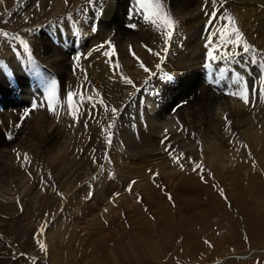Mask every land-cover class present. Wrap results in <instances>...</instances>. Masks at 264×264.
<instances>
[{"label":"bare ground","instance_id":"bare-ground-1","mask_svg":"<svg viewBox=\"0 0 264 264\" xmlns=\"http://www.w3.org/2000/svg\"><path fill=\"white\" fill-rule=\"evenodd\" d=\"M16 1L12 10L2 11L4 6L10 7ZM124 1L126 0H99V10L89 8L85 0H69L67 5L64 4V0H4V3L0 4V23L9 29L7 31L0 28V31H7L10 35L19 34L22 38L27 39L32 47L34 63L28 62L26 54H22L17 63V56L8 46V42L4 38H1L2 42H0V62L4 65L3 61H6L10 69L14 73L17 72L16 76L25 89L28 88L26 81L34 77L37 78L36 85L41 92L46 91L48 82L56 80L62 88L59 98L62 102L60 104H63L68 91L83 90L86 98L89 94L87 89L94 88L100 91L106 104L121 110L114 128L111 130L114 135L112 144L108 147L104 133L101 131V125H106L108 121L105 120L106 114L99 103L95 110L91 109V104H83L80 107L79 123L76 124L68 115L67 104H65L58 115H53L47 110L43 111L44 114L33 112L37 116L42 113V116L35 118L33 122L24 120L20 128L14 127L16 123H20V118L17 121V114L14 113L16 111L13 109L9 111L4 107L8 106V103L2 104L3 111L9 113H5V118L0 122V222L4 225L2 233L12 236L11 238L15 242L19 237L23 239L26 237L20 231L21 228L29 230L23 219H17L20 205L24 209L23 214L26 215L46 204L43 202L46 199L43 194L38 198L39 201L37 200L38 190H44L45 195L49 198H51V192L56 194V191L63 193L65 197L77 192V198L82 193L81 200L73 198L76 202H83L85 197L90 194L91 201L89 203L93 207L90 216H93V221L104 220L109 214H115L121 218L124 208L129 210L131 207L134 209L130 211L131 214L136 213L135 217L141 214L143 216L146 205L149 210L155 205V195H159L158 198L162 199L163 196L165 197V194L162 195L164 191L173 192L175 193L173 194L175 206L172 203L163 207L159 206V214L156 215L169 220L175 215V209L179 210L180 207L187 209L188 205L193 207L197 203L205 201L206 196L210 195L205 188H209L211 182L208 181L209 184L200 183L199 177L191 170L192 165L189 160L202 162L205 170L211 171L215 175L225 170L224 166L228 165L232 168L227 172V175L231 176L230 181L233 180L231 183L241 185L242 174L249 172L248 168L250 167L247 164L251 161L252 167L255 162L254 160L252 162L251 159L264 155L260 151L264 149V96L256 92L264 87L261 84V79H264V56L257 55L253 62L248 55L242 54L240 62H221L214 65L211 72L216 73L210 72L208 76L204 73L203 67L207 52L204 47L205 37L208 35L206 24L209 18L203 10L204 0H167L174 18L179 22L178 34L174 38L165 64L162 65L163 72L148 79L147 75L139 69L137 60L129 52V46L131 45L132 51L141 60L155 70L157 59L152 57L142 45L159 51L162 40L155 31L143 24L138 14L131 21L137 24V29L126 27V24L129 23L126 17L130 4L124 9ZM225 7L236 16L238 26L248 42L264 52V0H227ZM121 9L123 10L122 15L119 13ZM208 11H211L210 7ZM102 14L103 22L101 23ZM67 21L68 36L60 32L62 25ZM93 23L99 25V30L95 33L90 31V26ZM220 23L219 21L214 22L215 27H220ZM56 25L61 27L60 30L57 29V32L54 30ZM73 26L77 29L81 40L80 48L73 47L74 43H71L67 49L61 50L55 41L60 40L63 44L67 43V40L74 41L75 39L72 38L74 37V35L72 36ZM29 28L33 29L31 33L26 31ZM53 35L55 38L52 37ZM107 39H111L115 45L116 56L112 57V60H119L118 71L136 83L141 82V86L137 83L141 92H135L132 89L127 93L129 86L120 82L118 76L110 79L112 69L109 64L105 63L107 57L100 53L93 52L90 58H82L81 68H74V57L77 54L88 53ZM68 44L66 45L68 46ZM220 68H225L227 71L221 75L218 70ZM85 72L87 81L84 79ZM165 74L171 79H165ZM237 75L248 83L250 90L256 92V94L250 95L251 105L254 106L245 105L240 99L226 95L229 91L237 90L238 86L234 83ZM201 77L203 78L200 79ZM208 78L211 79L212 84L206 82ZM150 85V88L144 90L147 88L146 86ZM211 88H215L216 92L212 93ZM6 90L7 86L0 92L6 96L8 94ZM120 91L123 94L116 95ZM130 93L134 94L129 95ZM165 94L174 96L168 103L172 108L173 103L177 104V109L167 111ZM41 100L40 102L44 101ZM141 100L145 110L143 107H139L140 104L138 106L135 104L136 106L133 107L135 101ZM142 109L145 113H151V116L148 117L144 115L145 113H140L139 111ZM17 111L19 112V110ZM225 114L231 121L230 132L225 131L226 124L223 119ZM43 116L46 120L44 126L41 124ZM86 120L87 128L84 127ZM177 121L180 123L177 124ZM70 125L73 126L70 127ZM181 126L186 131L181 130ZM166 130L167 140H165ZM9 131L13 133V139L10 141L6 139V133ZM197 140L200 141L199 144H197ZM164 144H169L171 148L175 149L173 154H183L181 163L191 173L178 175L181 168L175 165L168 152H165ZM243 145H247V147L245 148ZM13 151L14 154L19 152L21 155L27 152L30 164L27 166H22L21 162L11 166L4 164L2 159L8 157V153L11 155ZM15 156H12L13 160ZM93 157L99 162V166L92 162ZM14 161L17 163L16 160ZM257 162L259 164L258 158ZM260 169L264 174V165ZM24 171L28 176V181H31L28 183H32L28 187L21 183L23 180L20 175H24ZM155 172L159 173L155 178L156 183L161 185L164 191L153 184L151 174ZM49 174H51V179H49ZM259 177L248 179L257 185V182L261 183V177ZM136 179L134 187H139L140 193L144 195L143 202L139 204L136 203L135 192L130 196L124 194L129 183ZM215 180L217 179L215 178ZM11 185L17 187L20 195L25 194L24 203L16 206L15 198L13 202L11 197L15 191L11 190L13 191L11 192L8 188ZM53 185L56 187V191H53ZM24 187L29 191H25ZM11 193L13 194L11 195ZM201 195L203 198L199 197ZM229 195L231 194L229 193ZM57 196L55 197L57 198ZM243 207L242 202L239 209L240 214L244 211ZM93 212L95 214L92 215ZM247 214L250 212L248 211ZM65 220L67 221L69 218L66 217ZM238 220L249 236L256 234L263 226H259L261 220L255 213L252 219L240 217ZM55 221L53 226L46 227L45 233L41 236L47 239L45 241L50 248L48 251H50L51 258H47L49 262L54 261L55 258H62V252L68 253L75 248L78 249L76 238H70L71 241L68 243L65 241V234H62L65 223L59 220V226L63 231L58 232L57 225L59 223L57 224ZM38 224H34L36 230H38ZM136 224L139 225L138 222ZM73 231H75L74 228ZM28 233L31 235L30 231ZM74 234L76 233L73 232ZM90 234L92 233L90 232ZM257 239L250 237L253 247L257 242H260ZM3 241L0 239V264L6 262H4L6 256ZM196 248L201 250L198 244L193 247L195 250ZM80 251H82L81 257L89 259V262L94 260L93 263L97 261L96 264L98 262V264L100 262L103 264L116 263V259H112L113 256H106V251L96 254L91 250L89 255L81 248ZM194 251L191 258L197 261ZM253 254L256 255V253ZM12 257L17 258L13 254ZM257 257L259 256L257 255ZM12 264H20L19 257Z\"/></svg>","mask_w":264,"mask_h":264},{"label":"rangeland","instance_id":"rangeland-1","mask_svg":"<svg viewBox=\"0 0 264 264\" xmlns=\"http://www.w3.org/2000/svg\"><path fill=\"white\" fill-rule=\"evenodd\" d=\"M16 3L17 1L15 2V4H12V6L10 7L6 6L7 9H5L6 7L4 6L5 8L3 7L4 9L2 8V11L4 10L7 12L8 10H12L13 7L16 5ZM129 4H130V0L124 1V9ZM119 13L120 15H122L123 10L121 9ZM68 21L62 25V29L61 27L59 28V26L56 25V28L54 30H56L57 32V29L59 30L61 29L60 32L65 33V35L68 36L67 35L68 34L67 32L68 31L67 30ZM0 28L1 30L3 29L4 30L6 29L7 31L9 30L8 28H5L3 24L1 23H0ZM74 33H76V35H74ZM73 35L74 37L72 38L75 39L74 41L67 40V43H64L62 46L58 45L61 47V50L67 49L71 43H74L73 47L76 46L80 48L81 40L77 33V29L74 28V26H73L72 36ZM52 37L55 38L54 35ZM68 41H69V44H68ZM0 42H2L1 38H0ZM14 44H15L14 46H17L18 43L16 42ZM66 44H68V46ZM68 52L69 53L71 52L70 49ZM8 59H11V58H8ZM263 61H264V57H263ZM3 62H4V65L9 66L6 61H3ZM8 68L10 69V66ZM211 73L215 74L216 72H211ZM15 74L17 75L16 71H15ZM0 76H1L0 78V91H1L5 86H7V83L4 79V76L3 75H0ZM202 78L203 77H201L200 79ZM26 82H27L26 85H28V88L25 89L24 86L20 84L19 85L20 92L17 96H14L15 94L12 93V89H8V87H7L8 91L6 90V93L8 94H6V96H4L0 92L1 107H3L2 104L4 105L5 103H8V106H4V107L9 109V111L13 109L17 112V113L14 112L15 115L17 114V118H18L17 121L19 120V118H21L23 113L29 109L27 103H28V99L30 95L32 97V101L38 102L39 99L42 98L45 93L44 91L41 92V90L36 85V82H37L36 77ZM206 82L207 83L209 82V84H212L210 78H208ZM137 83H136L137 86L138 84L139 86H141V82H139L138 84ZM31 84L33 85L34 88L32 87ZM58 87L60 89L57 92L59 94H57L58 99L55 105L57 115H58V112L61 111L62 107L66 104V101H64L63 104H60L62 102L59 96H60V92L62 88H61V85H58ZM146 87L147 88L144 87L145 88L144 90L150 88L151 85L146 86ZM210 90L212 93L216 92L215 88H211ZM130 91H132V88L129 86L127 89V93H129ZM120 93L123 94V92L120 91L116 95H121ZM171 97H174V96L173 95L168 96L165 94V98H166L165 105L167 106V111H169L170 109H171L170 111H172L173 109L175 110L178 107V105L177 104L174 105L173 102H172L173 108L169 105L168 102L170 101ZM8 98H9V101H8ZM42 99L45 101V98H42ZM44 101L40 103L43 105L45 103ZM133 104H134L133 107L136 105L138 106L140 104L139 107H143V109L145 110V106L142 100L135 101ZM143 109L140 110L139 112L145 113ZM17 110H19V112ZM45 110H47V108L45 109V106H42L35 112H42L44 114L43 111ZM2 112L3 113L0 112V122L2 119L5 118L4 114L6 112L4 111ZM42 113H39V116L40 115L42 116ZM32 114L30 115V117L24 120L25 121L31 120V122H33L35 118H39V116H37L35 113H34L35 116H33L34 114L33 115ZM144 115L150 117L151 113L148 112V113H145ZM22 122L20 120V123ZM44 123H46V120L44 119V116H43V118L41 119V124L44 126ZM260 151L264 153V149H261ZM14 153L15 152L13 151L11 155L12 156L16 155ZM24 153H27V152H24ZM8 155L10 157L8 156L2 159L4 164H7L9 166L17 165L20 162L22 164L23 155L20 156L21 160L19 159V161H18L17 155L15 156L14 160H16L17 163H15V161L12 159L13 157L9 153ZM257 158L259 160V164L257 162ZM251 160L252 162L254 160L255 165H253L252 163L253 166L251 167V161L247 164L251 169L248 168L249 172L246 171L247 173H243L245 176L242 174L243 182L241 185L239 183L237 184L231 183L233 180L230 181L231 176L227 175V172H229L232 168L229 167L228 165L224 166L226 169L223 171H220L217 175H215L211 171H206L207 173H211V175H206V179L209 182H211V186L209 188L208 187L205 188V190L208 191V194H210L206 196V199L208 201L204 199L205 201H202L194 205L193 206L194 208L188 205L187 209L182 208V207H180L179 210L175 209V213H174L175 215L173 216L172 219L170 218L169 220H166L162 218L161 216H156L159 214L158 212L159 206L163 207L171 203L168 201L166 196L165 197L163 196L162 199H160L158 198L159 195H155L154 196L155 205H153L152 209L150 210L148 209V211H144L143 216L141 214L140 216L135 217L136 213L131 214L130 212L134 210L133 207H131L129 208V210L124 208V211L121 212L123 214L121 218L116 216L115 214H109L107 218H105L104 220L102 219L101 221H93L92 220L93 216H90L91 210H92L91 208H93L90 206L91 203H89L91 201L90 194H88L85 197L83 202H76L74 201L75 199L73 198L76 197V199L81 200L82 193L79 194L78 198H77V195H76L77 192H76L75 194L71 196H67V197L63 195L64 198L62 199L60 196H57V194H53L51 192V198H49L48 196L45 195L44 190H41V191L38 190L37 200L39 201L38 198L44 195L46 198L43 201V202H46L45 206H41L38 210L36 211L33 210L32 211L33 213H29L25 215L23 214V211L22 212L20 211V208L22 207V205L20 204H22V202L24 203L25 194L22 193L23 195L22 194L20 195L18 192L19 190L16 189L17 187H14V185H11L8 188L10 189V191L11 190L15 191V192L11 191L14 193V194L11 193V195L13 194L11 198L13 199V202L15 201L14 198L16 199L15 201L16 206H18L17 199H19L20 201L19 205L21 206L19 207V215L17 219H23L25 222V225L28 227L29 230H24L26 228H21L20 231L26 237L25 239L19 237L17 242H15L14 239L11 238L12 236L2 233L1 230H3L2 228L4 227V225L0 222V234H1L0 239L4 240L3 246H4V254L6 256L4 259V262L6 261L5 264H12V262L15 261L19 257L20 264L21 263L22 264H33V261L31 258H33L34 256V258H36L35 264H96L97 261L93 263L94 260L89 262V259H84V257H81L82 255L81 253L82 251H80V248H81L88 255L91 253V250L93 253H96V254L97 253L99 254L100 251H106L107 253L106 256L109 257L111 255L113 256L112 259H116L115 264H264V234H263L264 231L261 232L262 230H264V193H263L264 186H262L264 185L263 184L264 174L262 170L260 169L262 165H264L263 164L264 155L257 156V157L255 156L254 159H251ZM256 163H257V166H256ZM184 170H187V171H184ZM184 170L180 169L179 170L180 172L178 171L179 172L178 175H186L188 173H191V171L190 172L188 171L189 169H187L186 166H184ZM257 174L261 177V183L258 184L257 182V185H255L249 179L250 177L252 178H254L255 176L259 177ZM20 178L21 180L24 181V182L21 181V183L26 185V187L32 185V183H28L31 181L30 180L28 181V176L25 175V171H24V175H20ZM215 178L217 180H215ZM220 178H223L224 180L221 179L222 180L221 181ZM135 181H137V179ZM256 181H257V178H256ZM213 184H216L220 188L224 189L227 200H225L219 195L218 190L212 187ZM127 188L128 187H126V189ZM23 189L27 192L29 191V189L25 187ZM126 189H125L124 194H127L130 196L132 195L133 192H135L134 193L135 196L136 194H139V196L142 197V200L144 199V195L140 193L141 189L139 187L135 188L133 185L132 186L133 191L131 194L128 191H126ZM229 193L231 195H229ZM163 194L164 193H162V195ZM170 194L173 197V194L175 193L171 192ZM53 195L57 196V198ZM199 197L203 198L202 195ZM242 202L244 206L243 207L244 211H242L240 214L239 209H240V204ZM145 207L147 208V205ZM248 211L250 212V214H247ZM254 213L260 217L261 221H260L259 226L261 227L263 225L262 226L263 228L262 227H261L262 229L259 228L261 231L258 230V232L255 230V232L257 233L251 234V236H249V234L244 230L243 226L241 225V222L238 219H240V217H246V218L252 219L254 218ZM93 214L95 213L93 212L92 215ZM66 217L69 218V220L66 221L65 220ZM152 217H156V218L153 220ZM59 220H62V222L65 223V224L63 223L64 232H62L63 230L61 226H59L60 225ZM46 221H47V225H46L47 228H49L50 226H53L54 221L57 224L59 223L57 225V231L62 232V234H65V236L64 235L63 236L65 237V241L67 243L71 241L70 238L71 239L76 238L75 242L76 243L78 242V243L77 244L75 243V244L79 250L75 248L73 249L72 252H68V253L62 252L61 253V255L63 256L62 258H55L54 261L49 262V259L47 258L48 257L51 258L50 251H48L47 253L41 252L38 245L35 243L33 239V234L37 232L34 224L39 223L38 224L39 227L37 226V229H39L40 226L43 225ZM145 221H146V224H145ZM134 222H135V225H133ZM136 222H138L139 225H137ZM73 228L75 231H73ZM29 231L31 232V235H29L28 233ZM72 231L76 233L74 235H77V233L78 235L74 236ZM90 232L92 234H90ZM258 234L259 236L261 235L263 237L261 236L259 237ZM103 237H106V238H103ZM245 237H247V240H245ZM250 237L252 238L255 237V239L258 238L257 240H259L261 244H259L260 242H257V244L259 245L255 244V246L253 247ZM41 240L47 243V241H45L47 240L46 238L41 237ZM80 241L81 243H79ZM205 241H209L212 247H209L208 244L205 243ZM86 244H89V245H86ZM196 244H198L201 247L200 248L201 250L197 248L196 250L193 249L194 245ZM46 246L47 248L49 247L48 243L46 244ZM8 248L10 249L8 250ZM48 250H50V248H48ZM193 251H194L195 258H197V261L196 260L194 261L191 258L193 256L192 255ZM14 252L15 253L17 252L18 254L17 253L15 254ZM11 253L13 254V256L16 255L17 258L12 257ZM19 253H26L28 256L24 257V256L19 255ZM253 253H256V255ZM249 254L251 255L250 257H249ZM257 255L259 257H257ZM100 264H103V263L100 262Z\"/></svg>","mask_w":264,"mask_h":264},{"label":"snow or ice","instance_id":"snow-or-ice-1","mask_svg":"<svg viewBox=\"0 0 264 264\" xmlns=\"http://www.w3.org/2000/svg\"><path fill=\"white\" fill-rule=\"evenodd\" d=\"M68 2L69 0H64L65 5H67ZM85 2L89 8H95L98 10L100 9L99 0H85ZM2 3H4V0H0V4ZM226 3L227 0H204L203 10L209 18L206 24V30L208 31V35L205 37L206 43L204 47L207 49V52L203 67L209 71L213 69L214 65H218L221 62H240V57L242 56V54L248 55L251 61L253 62L255 61L257 55L264 56V52H261V50L257 49L254 45L248 42L247 38L245 37V34L241 31L238 26L236 16L230 11H228L225 7ZM209 7L211 8V11H208ZM137 14L141 17L143 24L149 26L153 31H155L162 40V44L159 45V51L154 50L153 48L148 47L147 45H142L152 57H155L157 59V62L155 63V70H153L152 67H149L143 60H141L140 57L132 51L131 45L129 46V52H131L133 57L137 60L139 69H141L143 73L147 75L148 79H151L158 73L163 72L162 65L165 64L170 53V48L174 42V38L178 34L177 30L179 27V22L177 19L174 18V15L172 14L171 9L167 4V0H130V7L126 17L129 23L126 24V27L133 30L137 29V24L131 22L135 19ZM216 21L221 22L220 27L218 28H216L214 24V22ZM102 22L103 14L101 15V23ZM98 30L99 25H97L96 23H93L90 26L91 32L95 33ZM26 31L31 33L33 29L29 28ZM74 35H76V33H74ZM0 38H4L8 42V46L11 48L12 52L16 54V56L26 54L28 62L34 63L32 47L27 39L22 38L19 34L10 35L7 31H0ZM15 42H18L17 46H13ZM93 52L100 53L102 56L107 57L105 63L109 64L112 69V76L109 77L110 79H113L118 76L120 82L130 86L132 89L135 90V92H141V89L130 77L118 71V69L120 68V63L119 60H112V57L116 56V48L111 39H107L103 43H100L95 48L91 49L88 53L77 54L74 57V68H81V59L90 58ZM7 68V65H3L2 62H0V75H6ZM218 70L220 71L221 75H223L227 71V69L225 68H220ZM164 78L171 79V77H168L167 74H165ZM84 79L85 81H87L86 72ZM145 83H147V81H145ZM234 83L238 86L237 90L229 91L226 93V95L240 99L245 105H251L250 95L256 94V92H258L261 96H264V87H261L260 89L256 90V92H253L252 90H250L248 83L242 80L239 75H237ZM261 84L264 85V79H261ZM87 91L89 94L86 98L83 90L68 91L66 93L68 115L71 117L74 124L79 123L81 117L80 107L85 103H89L91 104V109L95 110L97 107V103H99L104 113L106 114L105 120L108 121L106 125H101V131L104 133L106 146L110 147L114 135L111 130L114 128L115 121L118 119L121 110L118 107L106 104L99 90L89 88L87 89ZM133 94L134 93H130L129 95ZM57 99L58 97L55 82H51L49 85H47V95L45 96V103L43 105L40 103L31 104V107L26 110L21 116V122L24 119L30 117L33 112H35L42 106H45L48 112L52 113L53 115H57L55 107ZM185 103H187V101H185ZM223 119L226 124L225 131L230 132L231 121L228 120L227 114L224 115ZM179 123L180 122L177 121V124ZM71 126L73 125H70V127ZM14 127L20 128L21 123H16ZM84 127H88L87 120L85 121ZM181 130L186 131V129H183L182 126ZM6 139H8L9 141L13 139V133L11 131L6 133ZM167 139L168 137L166 130L165 140ZM162 143L164 142L162 141ZM199 143L200 141L197 140V144ZM243 147L246 148L247 145H243ZM164 150L165 152H168L174 164L179 166L181 170H184V164L181 163L183 154H173L175 152V149L171 148L169 144H164ZM16 155L19 161L21 154L17 152ZM92 162L99 166V162L95 159V157H93ZM189 163L192 165V172L196 173L202 183L207 184L208 180L206 179V175H211V173L206 172L202 162L189 160ZM22 164L23 166H27L30 164V157L27 153L23 154ZM158 175V172L152 173V181L155 187L161 188V185L157 184L155 179ZM49 179H51V174H49ZM135 184V180L131 181L126 191L131 194L133 191L132 186ZM52 187L53 191H56V187L54 185ZM212 187L216 188L219 192V195L225 200H227L223 188H220L216 184H213ZM161 190L164 191L163 188H161ZM56 194L62 199L64 198L63 193L56 191ZM164 194L167 197L168 201L171 202L173 206H175L172 195L166 191H164ZM142 202V197H140L139 194H136V203L139 204ZM17 204H20L19 199H17ZM20 211H23L22 207L20 208ZM145 211H148V209L145 208ZM152 219L154 220L155 217H152ZM46 225L47 221L45 222V224L40 226L36 233L33 234V239L35 243L38 245L40 251L44 253L48 252V248L46 246V243L42 241L40 237L45 233ZM245 240H247V237H245ZM205 243L208 244L209 247H212L209 241H205ZM19 255L24 257L27 256L26 253H19ZM31 259L33 261V264H35V258L33 257Z\"/></svg>","mask_w":264,"mask_h":264}]
</instances>
